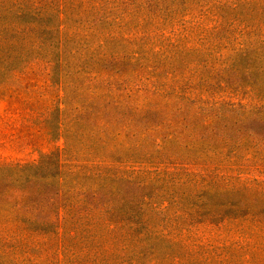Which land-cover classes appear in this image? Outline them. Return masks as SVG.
Returning <instances> with one entry per match:
<instances>
[{"label":"trees","instance_id":"16d2710c","mask_svg":"<svg viewBox=\"0 0 264 264\" xmlns=\"http://www.w3.org/2000/svg\"><path fill=\"white\" fill-rule=\"evenodd\" d=\"M32 61L63 149L0 167V264L264 252V0H0V81Z\"/></svg>","mask_w":264,"mask_h":264},{"label":"rangeland","instance_id":"374dc122","mask_svg":"<svg viewBox=\"0 0 264 264\" xmlns=\"http://www.w3.org/2000/svg\"><path fill=\"white\" fill-rule=\"evenodd\" d=\"M49 68L44 61H32L1 78L0 167L35 165L42 156L63 149V141L53 139L50 132L52 125L61 120L57 110L63 109L64 92ZM149 146L145 143L143 150L149 152ZM106 152L102 150V154ZM257 179L264 183V171ZM189 244L192 246L188 250L163 244L158 253L162 259L165 254L181 256L184 264H264V252L232 242L211 238Z\"/></svg>","mask_w":264,"mask_h":264}]
</instances>
